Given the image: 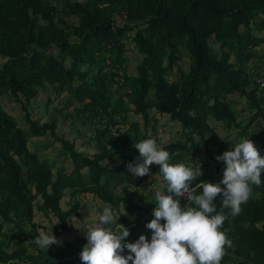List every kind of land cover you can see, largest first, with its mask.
<instances>
[{
    "label": "trees",
    "instance_id": "obj_1",
    "mask_svg": "<svg viewBox=\"0 0 264 264\" xmlns=\"http://www.w3.org/2000/svg\"><path fill=\"white\" fill-rule=\"evenodd\" d=\"M61 1L78 24H61L51 0H0V96L9 94L25 113L21 126L0 105V264H82L84 237L47 251L33 242L48 231L36 213L57 221L59 240L74 231L77 197L125 209L139 227L135 215L144 200L135 191L142 180L127 163L138 156L133 144L142 139L155 138L170 163L203 167L192 182L197 191L200 181L219 182L224 165L215 155L237 143L221 138L218 125L249 137L264 156V0ZM183 50L191 58L188 70L180 64ZM48 88L56 99L65 97L54 109L59 114L73 108L99 126L94 153L62 135L57 118L31 113V102ZM159 117L177 125L176 139L163 142L156 134ZM56 144L58 158H49L45 152ZM261 176L238 215L215 201L227 216L222 230L230 241L220 264H264ZM127 194L137 200L129 203ZM68 196L73 202L64 207ZM154 204L155 198L146 223ZM16 223L22 230L6 229Z\"/></svg>",
    "mask_w": 264,
    "mask_h": 264
},
{
    "label": "clouds",
    "instance_id": "obj_2",
    "mask_svg": "<svg viewBox=\"0 0 264 264\" xmlns=\"http://www.w3.org/2000/svg\"><path fill=\"white\" fill-rule=\"evenodd\" d=\"M133 147L138 156L127 163L129 172L145 176L155 164L166 182L164 191L154 192L152 219L145 224L150 234L128 241L130 230L123 225L114 231L110 225L119 216L105 205L95 222L79 228L86 238L79 253L82 264H220L224 246L230 241L222 230L227 216L217 209L215 201L219 197L221 206L230 209L232 216L241 212L252 185L262 183L264 156L260 150L249 137H241L232 148L215 155L224 165L219 182L200 181L197 191L192 182L202 175L200 165L170 163L169 151L153 137ZM51 229L41 230L33 238L38 248L47 251L60 243Z\"/></svg>",
    "mask_w": 264,
    "mask_h": 264
},
{
    "label": "rangeland",
    "instance_id": "obj_3",
    "mask_svg": "<svg viewBox=\"0 0 264 264\" xmlns=\"http://www.w3.org/2000/svg\"><path fill=\"white\" fill-rule=\"evenodd\" d=\"M53 4L56 6L58 11V21L63 24H78V19L76 17H73L68 14L67 10L64 8L63 2L61 0H51ZM82 1V0H80ZM118 22L121 23V19H118ZM128 56L134 57V62L131 64V68L135 67V63L137 62L135 58V52L133 51V45H129V51ZM191 58L189 53L186 50L182 51V60H181V66L188 70L190 66ZM65 97H61L60 99H56V95L53 92L52 89L48 88L46 91L40 93V95L34 99L31 102V113L34 115L35 118H40L43 121H48L53 118H57L59 120V132L62 135H65L66 138L76 141V144L78 145L79 149L81 151H85L87 153H94L96 151L95 144L96 141L92 138L95 134V131L97 128H99L98 125H95L91 123L90 121L83 120L78 114L75 113L74 109L71 108L70 110L65 111L63 114H59V112L55 111L54 109L56 106L60 105L61 102L64 101ZM0 105L1 107L10 113L22 126L25 125V113L22 110V106L14 100L9 94L5 93L0 96ZM58 113V114H57ZM132 120H136V117L134 115H130ZM155 132L156 134L161 138L163 142H167L172 139L177 138L176 130L177 125L175 123H172L168 117H159L157 124L155 125ZM255 124L250 128L249 133L252 134L254 131L256 132L257 129H255ZM218 132L221 136V138H225L226 136H229V139L233 142H238L239 137L236 133V131H229L226 132L223 127L218 125ZM151 132V129H149ZM50 138H43L40 141H49ZM214 148L218 147V144H212ZM59 153V145L56 144L55 147L50 148L48 151L45 152V154L49 158H58ZM63 159H61L62 161ZM217 164L223 165V162L217 161ZM60 165V163H59ZM214 165V164H213ZM158 167H150V173L148 174L147 178L143 179L141 176H138V180H142V184L140 187L134 192L136 196H141L144 201L140 202L139 207H142V209L138 210V213L135 215L138 220H140V226L136 227V224L133 221V216L127 213L125 209H121L120 212H115L118 220L114 221L111 226L114 227V231H119L122 229L123 225L127 227L130 230V235L126 239L134 240L137 238L140 234H142L143 231H145L147 228L145 227L146 224V215L147 208L149 207V202H151L154 197V192L159 189L163 191L162 189V182L159 178V171L157 169ZM201 172H203V167H200ZM208 173V170L206 171ZM133 192V191H132ZM128 202H135L137 199L131 196L130 194H127ZM76 200L80 202V209H79V217H74L72 219V223L74 226V231L70 233H66L62 236L60 239V243L57 245H62L64 241L74 240L77 237H84L85 235L83 231L79 228H82L86 224H90L95 222L98 214L102 212L103 207L105 204H103L99 199L88 195L85 197H77ZM73 200L70 196L65 198L63 202V206H67L72 204ZM145 215V216H144ZM122 218H125L128 221H122ZM36 221L38 224L43 225L46 227V230H52L54 233V226L57 224V221L54 219L52 222L48 221L45 217L39 215V213H36ZM6 229H11L12 231H19L22 230V228L19 227V223L16 224H9L7 225ZM86 240V238H85ZM16 241L14 242V244Z\"/></svg>",
    "mask_w": 264,
    "mask_h": 264
}]
</instances>
